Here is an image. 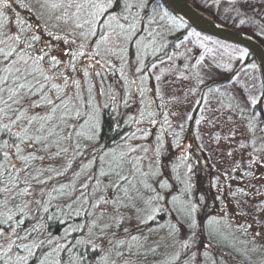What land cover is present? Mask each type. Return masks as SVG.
Here are the masks:
<instances>
[{"label": "snow or ice", "instance_id": "snow-or-ice-1", "mask_svg": "<svg viewBox=\"0 0 264 264\" xmlns=\"http://www.w3.org/2000/svg\"><path fill=\"white\" fill-rule=\"evenodd\" d=\"M13 3L30 7L24 0H0V264H93L88 259V248L98 250L92 253L95 264H136L134 258L148 239L140 232L150 222L155 227L148 228L149 233L167 229L172 244L179 246L165 264H226L223 252L218 257L212 255V241L221 224L227 228L231 224L227 217L198 219L202 204L193 196L195 173L189 163L190 146L180 144L183 124L180 132L171 133L175 137L173 145L181 150L179 162L169 166L161 161L165 126L170 129L172 124L168 112L162 113L161 122L157 112L149 110L155 101L147 95L152 91L147 81L150 70L163 63V58L150 65L146 61L149 55L156 57L169 45L185 48L184 52L165 53L169 61L176 55L190 60L193 48L203 49L195 63L183 65L185 70L207 68L203 63L206 55L214 58L221 50L229 53L230 59H238L241 68L227 81L232 85L231 93L236 95L221 91L220 86L209 87L208 93L229 96L226 107L238 110L252 133L264 124V65L246 63V48H233L190 29L182 17L170 11L168 0H37L39 20L43 23H30L19 12L10 17ZM214 3L218 5L219 0ZM230 10L238 17L242 15L238 9ZM245 22L239 20L241 25ZM178 32L179 36L169 40ZM61 42L66 47H61ZM130 47L135 49L134 60L129 56ZM114 60L119 62L118 68ZM215 66L228 71L233 67L230 62ZM78 73L82 76L78 77ZM109 74L114 77L113 84L107 83ZM180 76L184 77V73ZM195 78L198 86L205 83L199 72ZM160 79L155 76L156 81ZM191 91L195 93L197 89ZM156 95H161L159 88ZM201 99L207 104L208 94ZM200 103L201 100L196 101L197 105ZM133 104H138L136 115L120 111ZM108 109L110 117L116 118L117 129L119 117L123 116H127L125 125L138 126L112 148L100 144L103 113ZM145 121L150 126L160 125L154 148L131 143L146 140L152 134L150 128L139 127ZM255 143L253 139L254 152ZM86 156L90 158L85 163ZM46 158L63 159L65 163L60 168L45 166ZM74 163L79 164L78 170ZM181 168L185 169L183 176ZM60 178L68 182L50 184ZM59 198L69 201L65 205L68 212L57 205L60 214L74 211L76 216L83 213L91 219L54 237L47 232L45 221L55 218L54 214H47L52 202ZM198 200L203 202L204 196ZM123 209L134 213L136 224L123 227V238H118L117 231L111 229L119 230L133 219ZM239 227L246 233L251 225ZM82 228L88 229L89 238H74V243H68L70 231ZM252 245L251 249H235L249 264H255L249 253L260 251L255 238ZM158 247L147 251L155 253ZM81 248L84 250L77 251ZM258 264H264V256Z\"/></svg>", "mask_w": 264, "mask_h": 264}, {"label": "rangeland", "instance_id": "rangeland-1", "mask_svg": "<svg viewBox=\"0 0 264 264\" xmlns=\"http://www.w3.org/2000/svg\"><path fill=\"white\" fill-rule=\"evenodd\" d=\"M24 2L29 4L30 7L27 9L21 8L13 3L8 15L11 17L15 12H19L30 23H43V21L39 20L37 0H24ZM188 2L196 10L198 9L206 16L207 14L210 15L211 19L213 18V20L215 19V21L223 25L242 32L256 33L264 43V0H219L218 5L214 3V0H188ZM232 8L238 9L242 15L238 17L235 11L230 10ZM240 19H245L246 22L241 25L239 23ZM244 33L249 34L247 32ZM179 35L180 33H177L173 37L175 38V36ZM45 39H47L46 36ZM213 40L231 45L233 48H244L238 44L217 38ZM60 46L66 47L62 42ZM72 47H75V45H72ZM187 47L193 46L188 44ZM209 47H214V45L209 44ZM134 51L135 49L130 47L129 56L133 60L135 59ZM166 51L168 55H172L173 52H184L185 48L182 46L176 49L171 46L158 53L156 57L149 55L146 61L150 65L152 62L163 58V63H158L155 69L150 70L151 75L147 81V87L152 89L147 95L149 99L155 101L149 110L156 111L158 114L157 119L161 122L163 121L162 113L168 112L169 120L172 124L170 129L165 126L164 152L161 161L169 166L172 163L179 162L178 157L181 150L173 145L172 142L175 137L171 133L180 132V125L183 124L184 131L180 136V144L182 147L190 146L187 148L190 156L189 163L193 164L195 173L193 178L195 185L193 196L197 198L198 203L202 204L198 219H205L203 215L206 217H227V221L231 224L230 228L225 227L224 224L219 226V234L212 241V255L218 257L220 252H223L226 264H243L240 260L242 255L235 249H251L253 238H255V244L260 247V251L256 253L250 252V254L253 256L251 257L252 261L258 264L259 258L264 256V150H261L264 148V131H261V129H264V124H260L256 128L255 133L250 132L246 127V121L239 115L238 110L233 111L226 107L229 102V96L220 97L219 93H208V88L214 86H220L221 91L227 90L231 93L232 85L228 84L227 81L235 72L240 70L241 62L235 58L230 59V54L221 50L215 54L214 58L211 54L206 55L203 63L208 66L207 68L198 66L197 69H191L190 67L185 70L183 65L185 63L189 65L195 63V57L203 49L193 48V53L191 54L193 58L190 60L176 55L169 61L167 56H165ZM61 58L67 59V57ZM213 60L215 64L219 65L230 62L233 65L232 70L228 71L223 67H216ZM245 62L251 63L249 61ZM113 63H116L117 68L119 67L118 61L114 60ZM181 72L184 73V77H187V79L180 76ZM196 72H199L200 76L205 78L203 85H197ZM77 75L80 77L82 73ZM118 75L119 73H117ZM156 75L161 77L160 81L155 80ZM240 78L242 80L245 79L243 74ZM113 81L114 77L109 74L107 83L113 84ZM157 88L160 90V96L156 95ZM192 88H196L197 91L193 93L191 91ZM205 93L208 94L207 104L201 99ZM231 94L236 95V93ZM98 99L102 100L103 97L98 96ZM197 100H201L199 105L196 104ZM236 102L233 101L234 104ZM222 104L225 106L222 107ZM161 105L163 106L161 107ZM137 108L138 104H133L130 109L121 107L120 111L127 112L129 115H136ZM188 115L192 116L191 120L187 119ZM202 116L203 119H201ZM122 118L123 120L127 119V116ZM198 119L201 120L199 124L196 123ZM137 127L135 124L127 125L126 129L130 133L135 131ZM139 127L150 128L152 134L146 140L136 139L131 141V143L134 145H149L154 148L155 137L160 130V125L150 126L145 121ZM137 135L139 136L140 133H137ZM253 139L256 141L255 147L257 151L255 152L252 146ZM241 145L244 146L242 147ZM52 150L55 151L54 148ZM38 154L46 155L45 153ZM148 156L151 158V151ZM89 158L90 156H86L84 162L86 163ZM254 159L257 162L254 164L250 163ZM64 163L65 160L63 159L48 160L47 158L43 162L45 166L51 165L55 168H60ZM148 163L149 160L146 159L144 161L145 169H147ZM74 168L78 170L79 164L74 163ZM179 171L183 176L185 169L181 168ZM168 172L171 173L170 167ZM246 173H251V175ZM68 179H71V173L68 174ZM68 179L60 178L56 182H50V184L67 183ZM105 183H107V180H105ZM214 183L215 186H213ZM179 187L180 185H177V188ZM239 189H242L243 192L238 191ZM231 193H236V195L233 196ZM201 195L204 196L203 202L198 200ZM109 196H111V192H109ZM108 211L109 213L112 212L111 207H109ZM122 211L127 216H133V219L126 221L119 230L111 229V231H117L118 238H123V227L136 224L134 213L131 210L123 209ZM86 219L89 221L91 218L86 216ZM164 219L166 220L167 217L165 216ZM159 222L164 223V220ZM241 225H251V228L245 233L244 229L239 227ZM151 227H155V225L150 224V226L142 227L141 229L140 235L147 236L148 239L144 247L140 249L139 256L134 258L136 264H165V261L179 247L172 244V240L167 235V229L149 233L148 228ZM256 233H259V235H256ZM133 234H135V231H133ZM85 238H89L88 229L85 232ZM205 238L206 235L201 237L202 240ZM157 245L159 247L156 248L155 253L147 251L148 248H153ZM232 245H234V248ZM247 263H249L248 260Z\"/></svg>", "mask_w": 264, "mask_h": 264}, {"label": "trees", "instance_id": "trees-1", "mask_svg": "<svg viewBox=\"0 0 264 264\" xmlns=\"http://www.w3.org/2000/svg\"><path fill=\"white\" fill-rule=\"evenodd\" d=\"M207 16H209L211 18L210 15L207 14ZM244 32L251 34L259 42H261L264 45L263 41H261L260 37L256 33H251L248 31H244ZM175 34H177V33H175ZM172 37L173 36H170L169 40H173L174 37L173 38ZM169 47H171V45H169L167 48H169ZM248 52H249V56L247 57L246 61H249L251 63H253V62L256 63V60L253 57V55L251 54V52L250 51H248ZM166 53H167V51H166ZM110 113H111V109L105 110L103 113V131L101 133L100 144L103 145L105 148H112L114 145L120 144L121 143V137H123L126 133H128V130L126 129L127 125H125L123 123V118L119 117L120 127H119V129H117L115 127L116 118L110 117ZM68 202L69 201L67 200V198H59L58 200L53 201L52 207L50 208L49 213L47 214V215H53V214L55 215L54 219L45 221L46 227H47V232H50L54 237L55 236H63L66 228H69V229L76 228L77 226L84 225L88 222V220L86 219V216L83 213L80 216H76L74 211L69 213L68 215L60 214L58 211L57 205L59 204L60 207L64 208L65 212H68V209L65 207V205ZM77 207H78V205H77ZM203 216L205 217V219H203V220L206 221L207 217L205 215H203ZM158 219H159V217H158ZM159 221H160V219H159ZM31 222L32 221L29 218L28 223H31ZM150 224H152V223L150 222L148 226H150ZM25 226H28V224L26 223ZM86 231H87V228H82V229H79L77 231H70V234L67 237V242L68 243H74V238H81V237L85 238V232ZM82 250H84V249L81 248V249H78L77 251H82ZM94 251H96L98 253V250H94L92 248L87 249L88 259L90 261H93V264H95V259H96V257L92 256V253ZM62 255H64L65 259H67L66 253H63ZM249 255H251V254L249 253ZM251 257H253V256L251 255ZM240 258H241L240 260L243 264H249V263H247V259L244 258V256H241Z\"/></svg>", "mask_w": 264, "mask_h": 264}, {"label": "water", "instance_id": "water-1", "mask_svg": "<svg viewBox=\"0 0 264 264\" xmlns=\"http://www.w3.org/2000/svg\"><path fill=\"white\" fill-rule=\"evenodd\" d=\"M168 5L174 15L182 17L187 25L198 32L243 46L252 53L258 66L264 65V46L253 36L207 17L196 10L187 0H168Z\"/></svg>", "mask_w": 264, "mask_h": 264}]
</instances>
